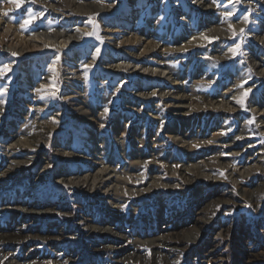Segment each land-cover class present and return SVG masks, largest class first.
<instances>
[{
	"label": "rangeland",
	"instance_id": "obj_1",
	"mask_svg": "<svg viewBox=\"0 0 264 264\" xmlns=\"http://www.w3.org/2000/svg\"><path fill=\"white\" fill-rule=\"evenodd\" d=\"M67 1L0 0V264H264V0Z\"/></svg>",
	"mask_w": 264,
	"mask_h": 264
},
{
	"label": "bare ground",
	"instance_id": "obj_2",
	"mask_svg": "<svg viewBox=\"0 0 264 264\" xmlns=\"http://www.w3.org/2000/svg\"><path fill=\"white\" fill-rule=\"evenodd\" d=\"M68 6H72V3H74L72 0H68ZM49 3V2H48ZM71 3V4H70ZM196 2H194V5ZM75 5V4H74ZM87 6H89L88 4H78L77 6H74L73 10L75 9L76 12H79V13H88L92 10V8H88ZM53 7V6H52ZM212 7L211 4H209V8ZM102 8H106L102 5ZM95 9V8H94ZM93 9V10H94ZM100 8H98L99 10ZM110 9V8H109ZM2 11V10H0ZM227 12H230L231 11H227ZM137 16L140 15V11L139 12H136ZM151 13H153L154 15H156V17H158V7L157 6H154L151 8ZM1 14H3V12H1ZM218 17V16H217ZM232 16H229V18H231ZM191 16H188L187 14H184L183 15V19H184V24L185 25H188V22H190V19ZM263 21L262 18H259ZM159 21V17L157 19ZM261 20H259L258 22H262ZM44 29V28H43ZM48 29L50 30H53V31H49V30H43V31H40L38 32V36L40 37L37 41L38 42H42L43 43V46L45 45H48V47H61L62 45L63 46H70L73 44V39L75 38L72 31H67V30H64V29H61V28H49ZM85 31L86 28H82L78 33H76L75 36H80L81 34L83 35V33L81 31ZM65 36L64 39H60V36ZM59 38V39H58ZM214 40V39H212ZM40 47V46H39ZM180 47L176 48V49H179ZM112 58V57H111ZM112 62V61H110ZM145 65V64H144ZM147 66V64H146ZM108 68L112 71H117V70H121V69H125V70H129V72L131 73H142L144 72L146 69H144L143 71V67L142 66H139L137 64H132V63H129V62H120V61H116L115 63L113 62L112 64L109 63L108 65ZM155 68V67H154ZM148 69V68H147ZM156 69V68H155ZM156 71V70H155ZM264 70H261L259 73L261 74ZM171 71H169L167 68H164V69H161V73L164 74V73H169ZM184 72V71H183ZM185 73V72H184ZM264 73V72H263ZM168 75V74H167ZM170 75V74H169ZM263 75V74H262ZM176 80L174 82V84H178L179 81L178 79H180L177 75H176ZM148 96V94H147ZM224 100V99H223ZM223 104V102H222ZM177 108H182L183 106L181 105H176ZM264 111V110H263ZM262 122V121H261Z\"/></svg>",
	"mask_w": 264,
	"mask_h": 264
},
{
	"label": "snow or ice",
	"instance_id": "obj_3",
	"mask_svg": "<svg viewBox=\"0 0 264 264\" xmlns=\"http://www.w3.org/2000/svg\"><path fill=\"white\" fill-rule=\"evenodd\" d=\"M10 2H12V3H16V0H10ZM229 2H232V0H229ZM213 3H216V4L219 6V4H218V0H213ZM19 6H20L19 3H17V7H19ZM5 14L7 15V13H5ZM29 15L31 16L32 13L29 12ZM231 15H233V13L226 12V13H225V18H227V17H229V16H231ZM245 20H247V17H245ZM89 21L91 22V18H89ZM28 23H30V21H29V20H26V21H25V24H28ZM240 32L243 33V32H244V29H241ZM235 34H236V33L234 32V35H235ZM87 35L94 36V35H97V34H96L95 32H92V33H87ZM97 38H98V37H97ZM239 50H240V45H239V44H237L236 47H235L234 49H230V51H233L234 55H235V54H238V53H239ZM96 52H97V54H99V53H100V49L97 48V49H96ZM57 59H59V57H57ZM89 67H90V66H89ZM6 70H8V66H7V65H5L2 69H0V73L4 72V71H6ZM37 91H40V89H38ZM51 94H52V95H55L56 93H55V91H53ZM152 95H155V93H153ZM105 111L107 112V109H106ZM102 127H103V125H102ZM237 139H240V137H237ZM209 143H211V142H209ZM221 175H223V172H221ZM65 187H67V185H65ZM249 207H251V206L249 205Z\"/></svg>",
	"mask_w": 264,
	"mask_h": 264
}]
</instances>
